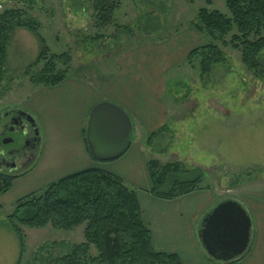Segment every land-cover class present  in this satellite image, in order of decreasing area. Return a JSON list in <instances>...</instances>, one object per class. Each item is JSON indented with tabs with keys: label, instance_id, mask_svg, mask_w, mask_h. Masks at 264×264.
I'll list each match as a JSON object with an SVG mask.
<instances>
[{
	"label": "rangeland",
	"instance_id": "obj_1",
	"mask_svg": "<svg viewBox=\"0 0 264 264\" xmlns=\"http://www.w3.org/2000/svg\"><path fill=\"white\" fill-rule=\"evenodd\" d=\"M118 1L112 22L100 28L95 26L89 0H0V14L6 10L26 12L50 55L69 53V76L100 74L109 79L112 75L117 83L115 93L129 97L123 84H132L129 80L134 70L147 72L152 85L148 82L145 90H136L132 100L139 105L153 99L168 108L165 127L151 139V134L144 138L148 161H180L188 177L200 171L202 185L212 188L218 201H238L255 224L258 208L264 205V76L254 75L242 63L240 52L221 42L217 44L226 61L214 65L210 74L200 76L199 59L191 65L187 61L191 49L211 42L195 27L199 9L230 15L225 2ZM39 52L40 43L33 33L14 29L6 60L0 64V116L27 108L32 102L31 93L37 85L30 76L43 68L45 60L29 66ZM138 52L143 56L134 55ZM259 58L264 64V51ZM56 66L66 68L59 61ZM38 129L40 151L46 137L40 123ZM31 177L36 180L38 173ZM14 208H0V264H47L49 257L61 256L71 245L85 241V224L68 231L51 225H17L25 237L21 254L8 219ZM90 254L97 255L94 246Z\"/></svg>",
	"mask_w": 264,
	"mask_h": 264
},
{
	"label": "trees",
	"instance_id": "obj_2",
	"mask_svg": "<svg viewBox=\"0 0 264 264\" xmlns=\"http://www.w3.org/2000/svg\"><path fill=\"white\" fill-rule=\"evenodd\" d=\"M89 1L93 5L95 26H108L114 11L119 8V1ZM190 1L212 3V0ZM223 1L230 15L205 7L199 9L195 27L211 42L191 49L187 55L188 63L191 65L199 59L200 76L210 74L214 65L226 61L217 44L221 42L239 51L242 63L254 75L264 76V64L259 58L264 51V0ZM16 28L27 29L40 43L37 59L29 67L45 60L43 68L31 74L30 81L34 85L59 84L68 74L67 65L71 57L67 52L50 55L36 23L22 10H6L0 14V64L6 60L7 45ZM58 61L66 68L57 69ZM163 128L152 133L149 139ZM85 135L86 129L84 140L90 153ZM183 168L180 161L163 164L156 159L149 160L150 193L154 197L170 200L199 189L203 174L198 171L188 177ZM24 171L12 175L0 172V195L6 193L14 179ZM8 219L18 237L21 254L24 252L25 237L17 225L29 228L51 225L57 230L68 231L85 224V241L71 245L61 256L49 257L47 264H184L176 254L154 249L151 231L144 224L136 192L118 177L99 169H85L66 175L42 191L27 195L18 201ZM92 246L97 255L90 254ZM218 264H242V256Z\"/></svg>",
	"mask_w": 264,
	"mask_h": 264
},
{
	"label": "crops",
	"instance_id": "obj_3",
	"mask_svg": "<svg viewBox=\"0 0 264 264\" xmlns=\"http://www.w3.org/2000/svg\"><path fill=\"white\" fill-rule=\"evenodd\" d=\"M142 54L134 55L139 57ZM69 75L70 72L55 86L37 85L31 93L34 97L26 109L37 126L40 123L46 141L29 168L14 179L6 193L0 195V208L15 207L22 198L42 191L66 175L99 169L118 177L136 192L144 224L151 231L156 251L176 254L184 264H218L207 254L198 235L203 218L220 202L212 188L201 184L199 189L170 200L150 193L148 145L144 138L163 128L168 108L160 101L155 104L153 99L138 105L132 97L136 90H145L148 82L152 85V77L147 72L134 70L129 80L132 84H123L129 95L126 97L113 90L117 83L112 75L109 79H103L100 74L92 78ZM149 91L154 90L150 88ZM103 101L122 106L133 125L129 149L109 161L92 158L84 140L90 111ZM35 173L38 178L33 180L31 175ZM258 214L255 224L252 222L251 243L242 256V264H264V205L258 208Z\"/></svg>",
	"mask_w": 264,
	"mask_h": 264
},
{
	"label": "water",
	"instance_id": "obj_4",
	"mask_svg": "<svg viewBox=\"0 0 264 264\" xmlns=\"http://www.w3.org/2000/svg\"><path fill=\"white\" fill-rule=\"evenodd\" d=\"M28 116L36 125L33 117ZM132 137L131 119L121 106L103 101L91 109L85 138L92 157L100 161L117 159L129 149ZM251 231L252 220L245 208L236 200L226 199L203 218L198 235L213 260L229 262L248 251Z\"/></svg>",
	"mask_w": 264,
	"mask_h": 264
},
{
	"label": "flooded vegetation",
	"instance_id": "obj_5",
	"mask_svg": "<svg viewBox=\"0 0 264 264\" xmlns=\"http://www.w3.org/2000/svg\"><path fill=\"white\" fill-rule=\"evenodd\" d=\"M28 115L32 116L25 107H21L0 116V163L2 162L0 172L2 173L12 175L28 169L38 154L41 143L40 132L37 124L34 125ZM5 140L9 142L4 143Z\"/></svg>",
	"mask_w": 264,
	"mask_h": 264
}]
</instances>
